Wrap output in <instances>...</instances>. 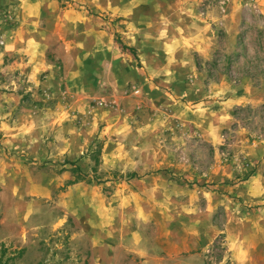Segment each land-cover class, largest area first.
Masks as SVG:
<instances>
[{"label": "rangeland", "instance_id": "rangeland-1", "mask_svg": "<svg viewBox=\"0 0 264 264\" xmlns=\"http://www.w3.org/2000/svg\"><path fill=\"white\" fill-rule=\"evenodd\" d=\"M233 247L264 264V0H0V264Z\"/></svg>", "mask_w": 264, "mask_h": 264}, {"label": "crops", "instance_id": "crops-1", "mask_svg": "<svg viewBox=\"0 0 264 264\" xmlns=\"http://www.w3.org/2000/svg\"><path fill=\"white\" fill-rule=\"evenodd\" d=\"M236 102V101H233ZM238 245V244H237ZM166 253V250H164ZM233 251H235L233 253V262L234 264H253V256L247 252V250H245L242 247H233ZM180 253L181 255H183L184 251L179 252V254L177 255V257L175 258L172 254H167L166 256H160L157 255L154 260H149L147 261L145 264H179L181 262V264H186L182 257H180ZM101 264H117L114 262H110L108 260H102Z\"/></svg>", "mask_w": 264, "mask_h": 264}]
</instances>
